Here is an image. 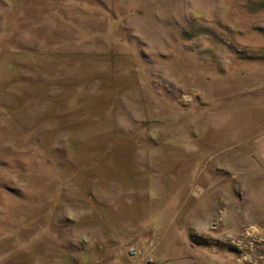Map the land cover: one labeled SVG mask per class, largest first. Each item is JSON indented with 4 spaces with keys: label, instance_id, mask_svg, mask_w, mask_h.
Segmentation results:
<instances>
[{
    "label": "rangeland",
    "instance_id": "obj_1",
    "mask_svg": "<svg viewBox=\"0 0 264 264\" xmlns=\"http://www.w3.org/2000/svg\"><path fill=\"white\" fill-rule=\"evenodd\" d=\"M0 264H264V0H0Z\"/></svg>",
    "mask_w": 264,
    "mask_h": 264
}]
</instances>
